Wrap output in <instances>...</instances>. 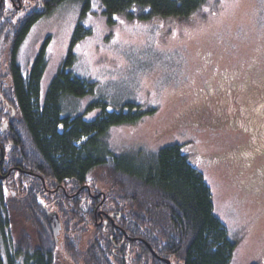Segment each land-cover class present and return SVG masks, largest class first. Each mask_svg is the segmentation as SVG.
Listing matches in <instances>:
<instances>
[{"label": "rangeland", "instance_id": "374dc122", "mask_svg": "<svg viewBox=\"0 0 264 264\" xmlns=\"http://www.w3.org/2000/svg\"><path fill=\"white\" fill-rule=\"evenodd\" d=\"M45 39L41 94L70 50L75 60L67 70L94 85L86 95L68 97L65 111L85 112L89 120L103 113L104 103L137 104V121L110 126L109 148L145 157L187 144L234 244L229 264H264V0H212L189 19L155 21L108 15L101 0H89L86 8L84 0H64L30 29L17 56L23 71ZM206 104L226 108L221 130L191 127L198 123L193 107ZM89 182L102 191L111 187L99 170ZM20 201L10 206L12 235L24 230L34 237ZM68 233L61 230L56 243L57 264H82L80 254L93 235L81 234L74 262L64 247V236H73Z\"/></svg>", "mask_w": 264, "mask_h": 264}, {"label": "trees", "instance_id": "16d2710c", "mask_svg": "<svg viewBox=\"0 0 264 264\" xmlns=\"http://www.w3.org/2000/svg\"><path fill=\"white\" fill-rule=\"evenodd\" d=\"M63 1L43 0L50 10ZM209 1L101 0L108 15L125 13L153 21L189 19ZM88 3L84 0L85 8ZM32 20L20 27L9 24L13 29L9 39L19 42ZM12 57L9 69L12 67L13 94L21 114L13 118L8 130L0 132V141L5 150L9 145L12 165L32 169L39 177L28 179L11 173L15 196L0 178V264H57V245L41 201H33L31 192L24 195L25 183L40 187L43 178L48 184L74 189L75 184L89 182L96 170L111 185L104 191V206L117 209L122 216L106 227L95 226L87 219L80 220L69 203L51 204L60 215L61 230L65 235L73 233L72 238L64 236L70 260L78 261L81 234L91 233L93 239L80 254L82 264H166L165 259L171 264L230 263L234 244L213 212L210 187L195 166L197 156L191 147L169 145L145 157L114 153L108 145V130L115 124L137 121L142 112L137 104L129 102L127 108H115L104 103L103 113L89 120L84 118L85 112L67 113L64 101L92 92L94 85L67 70L75 60L69 50L50 82L44 105L39 106L37 95L47 64L43 51L26 76ZM17 197L36 228L34 237L24 230L17 237L12 235L10 206ZM56 197L64 194L59 191ZM88 223L92 226L87 227ZM92 228L100 233L98 238Z\"/></svg>", "mask_w": 264, "mask_h": 264}, {"label": "flooded vegetation", "instance_id": "af4514ba", "mask_svg": "<svg viewBox=\"0 0 264 264\" xmlns=\"http://www.w3.org/2000/svg\"><path fill=\"white\" fill-rule=\"evenodd\" d=\"M52 10L45 5L43 0H0V132L8 130L9 126L13 123V118H19L21 114L19 110V103L17 104L13 94L12 87L14 86V83L12 72L10 70L12 67L9 69V60L11 56H13L12 58L15 64H18L24 76L30 73L32 64L34 63L38 53L41 51H43L47 60L46 63L48 64V56L46 52L48 41L46 39L38 45L37 52L27 70H22L17 61V56L32 26L41 17L48 14ZM30 20L32 21L23 33L19 42L11 41L9 36L12 34L13 29H10L9 24H17L20 27L21 25H25ZM5 24H7L8 27H5ZM217 94H219V92L213 94L212 96L216 97ZM37 98L39 106H43L45 102V95L41 94L40 87ZM227 114L228 112L226 108L214 109L208 104L193 107L191 115L193 116V119L198 121V123L192 124L191 127H199V124L201 123L207 128L221 130L223 128L222 124L225 122V115L227 116ZM5 147L6 150L0 141V175L5 176L1 179L5 184L7 183L9 185L8 190L11 191L12 196H15L16 193L14 191L16 190L13 188L14 185L11 184L12 178H9L11 173L14 172V176L25 175V178L28 179L32 177H39V175L32 169H22L19 166L12 165L8 156V152L10 150L8 149L9 145H5ZM191 150L195 152L192 148ZM1 167L3 169H1ZM3 170H5V173L1 172ZM35 183L37 182H34V184ZM24 186V195L31 192L33 195V201H41L44 212L45 208H48L50 210H55L58 213L56 209H53L48 205L55 204V201H62L67 202L72 206L71 210L80 220L87 219L95 226L104 225L106 227L109 223L114 224L115 218L122 216V214L119 213L120 211L117 209L104 206L106 203L105 192L96 189L90 182L75 184L74 189H69L70 187H65L63 184H48L43 178H41L40 187H33V184L29 182L25 183ZM21 188L22 186L19 187L17 191ZM59 191L64 194V197H56V195H59ZM42 201H45V203H42ZM75 205L77 207L73 208ZM95 231L97 232V230ZM99 235L100 233L97 232L96 238H98Z\"/></svg>", "mask_w": 264, "mask_h": 264}, {"label": "water", "instance_id": "95a60500", "mask_svg": "<svg viewBox=\"0 0 264 264\" xmlns=\"http://www.w3.org/2000/svg\"><path fill=\"white\" fill-rule=\"evenodd\" d=\"M5 176L0 175V178H3ZM45 213H46V218H47V223L50 228V231L53 235L55 243L59 242V235L61 232V222H60V217L58 213L55 210H50L48 208H45ZM166 264H171V261L169 259H165ZM177 264H182V263H177Z\"/></svg>", "mask_w": 264, "mask_h": 264}]
</instances>
